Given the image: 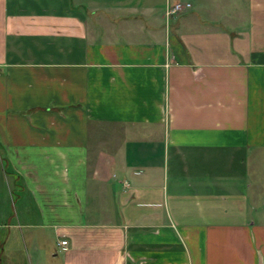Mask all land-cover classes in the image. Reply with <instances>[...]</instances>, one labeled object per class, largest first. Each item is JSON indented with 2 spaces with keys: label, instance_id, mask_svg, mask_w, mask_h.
Returning <instances> with one entry per match:
<instances>
[{
  "label": "crops",
  "instance_id": "1",
  "mask_svg": "<svg viewBox=\"0 0 264 264\" xmlns=\"http://www.w3.org/2000/svg\"><path fill=\"white\" fill-rule=\"evenodd\" d=\"M176 1L0 0V264H264V0Z\"/></svg>",
  "mask_w": 264,
  "mask_h": 264
},
{
  "label": "rangeland",
  "instance_id": "2",
  "mask_svg": "<svg viewBox=\"0 0 264 264\" xmlns=\"http://www.w3.org/2000/svg\"><path fill=\"white\" fill-rule=\"evenodd\" d=\"M8 181H10V177L6 176L4 171L0 169V191L2 193V196L0 197V212L1 215L4 212V215L0 216V241L4 240V238L9 233V226L6 224H2V222L6 223V217L11 214L12 211L15 210V206L13 205V200L11 196L9 195L8 191ZM20 240V239H19ZM19 241H16V244H18V248L16 249V252L18 253V257H15L14 260L12 258L7 259L6 257H3V264H10L13 261H16V264H26L25 262V251H23V247H19ZM22 244V243H21ZM8 261V262H7ZM15 264V263H14Z\"/></svg>",
  "mask_w": 264,
  "mask_h": 264
},
{
  "label": "built area",
  "instance_id": "3",
  "mask_svg": "<svg viewBox=\"0 0 264 264\" xmlns=\"http://www.w3.org/2000/svg\"><path fill=\"white\" fill-rule=\"evenodd\" d=\"M189 6H191V2L178 0V1L174 2L173 4H168L167 9H166V14H167V16H170L171 14H174L176 12H180ZM60 243L62 244L63 248H66V244L68 243V240L62 239V240H60Z\"/></svg>",
  "mask_w": 264,
  "mask_h": 264
}]
</instances>
